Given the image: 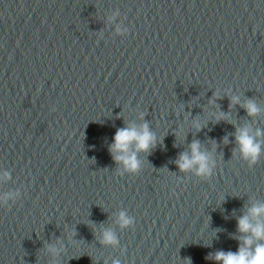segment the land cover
<instances>
[{
	"label": "clouds",
	"instance_id": "obj_1",
	"mask_svg": "<svg viewBox=\"0 0 264 264\" xmlns=\"http://www.w3.org/2000/svg\"><path fill=\"white\" fill-rule=\"evenodd\" d=\"M238 102L237 98H232L231 104ZM249 116L259 113V108L253 101L243 105ZM264 135L260 130L255 136L250 134L248 128L237 130L235 136L239 146L241 156L248 160L250 164H255L261 154V143L257 137ZM156 137L149 130L147 123L137 128L135 125L120 128L116 131L113 143L109 151L113 154V159L122 164L126 170L134 172L139 169L140 162L137 159L138 152H147L155 146ZM191 154L181 153L176 161L177 167L181 171H187L195 167L198 175H211L209 166V156L201 151L199 141H194L190 145ZM264 204L253 205L245 215L237 220V231L240 233V246L236 252L217 251L210 254L208 259L214 260L217 264H264ZM131 219L124 212L119 215L121 227L131 224ZM102 242L104 244H116L117 240L111 231H104ZM55 251V249H52ZM190 264V261H189Z\"/></svg>",
	"mask_w": 264,
	"mask_h": 264
}]
</instances>
